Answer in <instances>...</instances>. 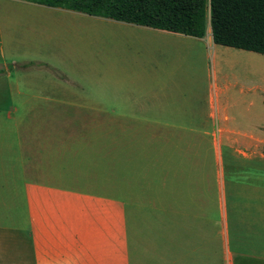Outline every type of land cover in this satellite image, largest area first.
I'll list each match as a JSON object with an SVG mask.
<instances>
[{
    "label": "crops",
    "instance_id": "obj_1",
    "mask_svg": "<svg viewBox=\"0 0 264 264\" xmlns=\"http://www.w3.org/2000/svg\"><path fill=\"white\" fill-rule=\"evenodd\" d=\"M75 22L136 34L155 60L95 84L92 63L63 65ZM0 68V177L27 216L24 258L3 242L0 264H264V55L215 44L209 17L197 38L0 0Z\"/></svg>",
    "mask_w": 264,
    "mask_h": 264
},
{
    "label": "trees",
    "instance_id": "obj_2",
    "mask_svg": "<svg viewBox=\"0 0 264 264\" xmlns=\"http://www.w3.org/2000/svg\"><path fill=\"white\" fill-rule=\"evenodd\" d=\"M25 1L197 38L206 35L209 17L215 44L264 55V0Z\"/></svg>",
    "mask_w": 264,
    "mask_h": 264
},
{
    "label": "rangeland",
    "instance_id": "obj_3",
    "mask_svg": "<svg viewBox=\"0 0 264 264\" xmlns=\"http://www.w3.org/2000/svg\"><path fill=\"white\" fill-rule=\"evenodd\" d=\"M74 32L80 40L79 45L75 44V47L80 48L82 51L80 56L74 59L65 57L63 65L92 63V82L95 84L99 82L103 84L111 68L116 69L113 73L115 72L117 79L136 81L137 71L144 69L155 60L153 51L150 49L148 51L145 43L136 34H126L119 30H110L100 26L90 27L81 22H75ZM41 65L44 67L43 64ZM238 66L234 65V67ZM49 69L59 73L61 78H66L55 69L50 67ZM225 71L230 72L227 69ZM214 73L213 71L209 78L211 82L214 81ZM231 73L240 74L245 73V71L235 69ZM252 75L255 76V78L254 76L250 77L255 80L252 84L264 87V79L260 78L259 73H252ZM94 98L103 99V89L93 88L92 86V99ZM92 122V125H103L102 123L105 120H92ZM1 126L7 127L4 124H1ZM114 174H116L115 170ZM12 195L14 193L12 194L9 188L7 178L0 177V243L6 242L5 248L8 252H18L24 258L27 228L25 203L21 196L20 198H13ZM15 233L18 234L17 237H14Z\"/></svg>",
    "mask_w": 264,
    "mask_h": 264
},
{
    "label": "bare ground",
    "instance_id": "obj_4",
    "mask_svg": "<svg viewBox=\"0 0 264 264\" xmlns=\"http://www.w3.org/2000/svg\"><path fill=\"white\" fill-rule=\"evenodd\" d=\"M223 66L228 69H232L231 66L240 65V67L244 69L254 70L256 72L262 69L260 62L249 60L245 57L237 56V55H228L225 56L222 60ZM263 71V69H262Z\"/></svg>",
    "mask_w": 264,
    "mask_h": 264
}]
</instances>
